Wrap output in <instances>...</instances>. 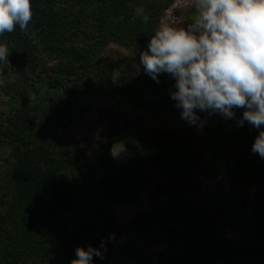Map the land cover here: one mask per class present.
<instances>
[{
    "label": "trees",
    "instance_id": "16d2710c",
    "mask_svg": "<svg viewBox=\"0 0 264 264\" xmlns=\"http://www.w3.org/2000/svg\"><path fill=\"white\" fill-rule=\"evenodd\" d=\"M172 1L31 0L32 36L18 27L0 36L10 49L8 63H0V146L10 148L0 184V264H70L75 249L89 245L102 251L93 256L95 264H119L120 258L130 264H264V159L251 151L259 130L247 121L237 124L243 109L235 110L230 130L219 123L192 125L206 161L190 131L137 128L145 145L117 163L113 143L131 148L114 127L121 114L93 105L106 97L143 112L181 114L171 97L173 78L160 74L157 82L123 58L101 57L111 43L140 57ZM138 6L147 23L136 17ZM72 117L85 118L104 138L93 153L94 171L84 170L88 163L76 142L68 145L52 131ZM218 165L238 207L235 213L225 208L242 230L238 237L221 231L227 213L210 207L202 191L209 175L219 179ZM144 195L149 210L135 213L124 228L165 239L154 259L129 242L117 243L122 228L104 208L133 206Z\"/></svg>",
    "mask_w": 264,
    "mask_h": 264
},
{
    "label": "clouds",
    "instance_id": "9594fccd",
    "mask_svg": "<svg viewBox=\"0 0 264 264\" xmlns=\"http://www.w3.org/2000/svg\"><path fill=\"white\" fill-rule=\"evenodd\" d=\"M194 8L186 26L154 29L140 63L157 82L160 74L174 79L171 97L191 125L202 124L197 110L232 119L243 109L237 124L259 130L251 151L264 159V0H194ZM135 15L149 20L143 6ZM33 16L31 0H0V36L17 27L32 36ZM9 54L0 42V63H8ZM94 255L102 251L78 246L70 264H95Z\"/></svg>",
    "mask_w": 264,
    "mask_h": 264
},
{
    "label": "rangeland",
    "instance_id": "374dc122",
    "mask_svg": "<svg viewBox=\"0 0 264 264\" xmlns=\"http://www.w3.org/2000/svg\"><path fill=\"white\" fill-rule=\"evenodd\" d=\"M195 11L194 0H173L171 5L165 9L163 14L159 18L158 27L161 25H181L186 26L191 22V16ZM102 58H111L118 59L123 58L125 62L131 63L133 68L136 70V73H143L144 68L140 63V57L134 55L129 50L120 47L116 44H109L104 52L102 53ZM109 61V60H108ZM106 61V63H108ZM1 85V80H0ZM97 87L101 85H96ZM108 84H104L103 87H108ZM96 93V92H93ZM31 98L32 95L30 94ZM86 97H83V99ZM96 100L100 101L99 104L93 103L94 107L97 105H102L104 107H114L116 113H120V119L115 118L114 127L124 131V134L129 138V143L131 145L130 149H126L122 142H115L111 147V154L115 162L121 163L128 158H130L135 149H141L146 142V138L143 133L137 132V128L143 129H170V128H179L183 132L190 131L189 135L195 148V152L201 156V159L206 161L209 158V155L205 151H201L199 142L197 140V133L191 131L192 125L187 121L181 118V114L176 118L171 113L164 114H153L149 112L139 111L136 108L124 103L120 99H110L106 97H99ZM5 111V108L0 103V113ZM91 120H95L96 116L89 115ZM89 116L87 117L89 119ZM41 117L40 122L46 123L45 121H51L47 118ZM129 122L131 125L126 127L122 124L121 119ZM202 124H217L219 123L224 129L230 130L234 124V119H226L219 113H209L202 112L200 118ZM85 118L82 119L78 117H72L71 121L65 126H58L52 128V131L55 132V137H60V139L66 144L70 145L71 143L76 142L78 149L81 152V156L88 165L84 166L85 171H94L96 170L93 164V153L98 146V144L104 141V138L99 135L98 132L94 131L90 127H86ZM51 123V122H50ZM56 124V123H53ZM54 126V125H53ZM194 127V126H193ZM10 148L6 145L0 146V184L3 177L8 175L9 165L5 162V159L10 160ZM88 167V168H87ZM87 169V170H86ZM90 169V170H89ZM93 169V170H92ZM83 170V171H84ZM151 176L157 178L159 175L157 171L150 172ZM215 174L219 179L213 178L211 175L202 183V191L204 193V198L210 204V207L215 208L216 210L222 209V212L225 211V208L228 207L231 213L238 211V207L231 196L230 185L225 179L221 178L220 167L219 165L215 168ZM147 190L145 191V194ZM113 218L122 228L120 232L121 237L118 239L117 243L121 244L123 242H129L134 249L138 251L149 254L153 259L154 255L163 250L166 247L165 239L157 234L147 232L144 234H135L128 231L125 227L127 221L137 212L149 210V205L145 195L143 196L139 204L133 206H117L109 205ZM103 209V210H105ZM226 212V211H225ZM230 212H226L225 222H219L221 231L226 233L228 236H240L242 233L241 228H239L238 223L233 217H231ZM119 264H130L129 258H120ZM249 264H256L255 261L251 259L248 260Z\"/></svg>",
    "mask_w": 264,
    "mask_h": 264
}]
</instances>
